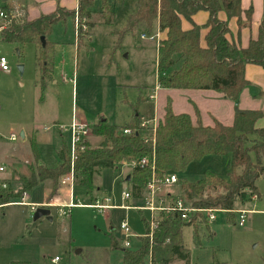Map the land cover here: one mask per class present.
Listing matches in <instances>:
<instances>
[{"label":"rangeland","instance_id":"rangeland-1","mask_svg":"<svg viewBox=\"0 0 264 264\" xmlns=\"http://www.w3.org/2000/svg\"><path fill=\"white\" fill-rule=\"evenodd\" d=\"M9 1H16L27 6L37 2L36 0ZM82 21L87 23L86 20ZM122 26L121 21H117L113 27H108L101 21L95 22L92 40L86 41V45L78 50L71 22L67 25H56L53 33L48 37L49 41L55 43L52 55L54 82L48 83L44 92L40 84L41 75L36 65L37 48L34 45L22 47L0 44V55L8 58L11 68L7 73L0 71V136L8 139L12 134L19 136L22 129L29 132L31 128H35L41 134L38 140L40 155L41 157L43 155L47 165L54 166L55 148L59 147L61 139L57 129L52 128V124L59 122L67 125L73 109L75 116L88 125L97 121L99 116H106L110 124L124 126L127 118L133 114L132 108L122 103L125 97V85L139 86L146 90L147 94L154 90L152 88L156 87L157 79L161 78V74L158 71L156 40L141 39V33L135 36L131 34L123 39L119 49H114L115 38L110 33L116 28L121 29ZM91 29L88 26V31L83 32L85 39L90 35ZM142 33L148 34L145 30ZM154 33L153 31L152 34ZM180 63V59H177L175 69L179 68ZM18 65L24 66L22 74L18 70ZM65 76L74 79L75 83L67 81L68 83L65 84ZM139 88H132L126 92L128 100L132 103H136L140 94ZM202 91L174 90L159 93L163 102L160 103L159 114L155 119L157 125L163 118L168 97L173 99L174 112L190 114L194 123L197 120L196 112L200 114L199 107H201L203 113L201 122L205 126H213L215 118L217 122L230 125L229 116L235 102L211 91L216 101H210L206 106L216 111L214 118L207 108L205 111L203 105L206 102L205 98L199 106L192 104L197 99L196 95ZM179 93L180 95L177 96ZM245 95L237 105L248 110L252 108L249 105L252 101H247ZM219 99L225 100L226 103L221 104ZM143 106L149 117H152L154 102L146 101ZM153 124L154 122L151 123ZM45 127L50 128L48 135L53 133L57 138L50 145L42 141ZM63 134L69 142L66 132ZM92 136V134L89 136L88 141ZM91 141V144L87 143L95 146ZM11 161L12 158L6 159L7 163L5 162L4 166L8 172L10 169L12 177L16 175L20 178L19 174L32 160L23 163L16 158L14 160L16 163L8 164ZM231 169L232 155L228 154L205 157L201 161L190 164L184 174H175L179 179L195 183L203 180L208 171L228 180ZM128 170L130 168L121 164L116 171H102L95 176L93 193H96L100 187H104L107 189L106 194L113 198L112 203L114 200L119 205H131V201L123 202L121 199L122 192L127 187L125 179L129 175ZM70 177L71 173L62 180V184L72 186ZM258 187L263 195L262 199L249 201L245 208L255 207L262 212L248 214L244 226H239L236 219L234 222L228 221L227 216L221 214L215 223L200 225L197 232H194L192 227L186 228L184 247L190 253V264H264V179L258 182ZM72 191L76 204L94 203L87 196L84 188L76 186ZM165 193L171 197L182 196L181 189L177 186L167 187ZM45 198H48L47 191L45 186L40 184L29 191L27 201L42 202ZM101 198L100 195L99 199ZM50 203L51 201L46 205ZM48 209L51 213V221L47 217L34 221V214L30 207L26 206L14 205L0 209V264H11V262L123 264V253L110 251L109 228L112 224L118 228L116 238L123 245L124 235L119 231V226L126 218L132 232L140 236L138 239H131L129 250L137 251L141 247V242L147 239L142 236L146 231L139 222L140 216L134 211L115 210L114 213L108 211L106 214H101L91 208L77 207L68 211L67 215H63L57 207ZM145 216L148 218V214ZM56 258L57 261H55ZM146 264H152L151 258L146 260ZM173 264L183 263L176 261Z\"/></svg>","mask_w":264,"mask_h":264},{"label":"trees","instance_id":"trees-1","mask_svg":"<svg viewBox=\"0 0 264 264\" xmlns=\"http://www.w3.org/2000/svg\"><path fill=\"white\" fill-rule=\"evenodd\" d=\"M96 1L79 0L77 13L80 20L91 18L90 10ZM100 1L103 24L110 26L114 14L108 0ZM200 12L209 14L204 26H198L193 21ZM221 13H225L226 21L220 19ZM253 14V7L243 11L242 0H136V11L129 17L124 30L115 34L118 36L116 48L129 33L145 30L147 36H151L158 22L160 31L166 33V38L158 47V71L166 74L160 79L161 87L168 90L214 91L223 95L236 103L233 124L227 126L214 121L213 126H205L198 111L194 123L188 114H175L171 102L167 104L155 134L151 128L141 127L142 118L139 115L122 128L110 125L105 120L100 121L89 128L93 136L102 139V143L97 148L86 143V149L78 154L73 168L67 144L64 143L59 150V164L53 169L41 165L37 148L32 144L33 162L28 164L30 175L21 178L23 186L17 193L12 192L1 202L6 204L11 199H20L24 192L32 191L45 182L51 183L50 202L57 196L62 180L72 171L74 186L84 188L91 196L95 176L104 170L116 171L124 162L155 157V176L161 180L170 173L184 174L190 164L205 157L231 154L232 169L228 180L210 171L206 172L203 180L195 183L179 179L180 198L195 208L228 211L235 210L239 203H245L248 195L257 194L256 183L264 175V128L256 127L264 113L240 110L237 103L243 90L250 84L246 79V67L256 65L264 69V15L257 38L252 39L246 48L231 40L229 21L236 19L241 30L251 25ZM75 17V11L58 8L52 14L13 26L3 33L2 41L37 48L36 65L43 71L42 84L45 86L53 68V45L47 38L56 25ZM183 20L190 22L193 28L184 31ZM88 26L93 28L90 24ZM204 30L207 34L203 47L201 39ZM42 38H45V45ZM78 38L83 42L85 33L80 31ZM177 59L181 63L175 69ZM126 129L131 131L130 135L121 133ZM152 176L151 165L132 170L133 198L143 200ZM228 216L229 221H235L234 215ZM199 226L183 221L176 215L162 216L152 247L147 238L137 251L124 249L121 241L114 234H109L110 251H121L123 264H146L148 258H151L152 264H173L176 261L190 264V253L184 247V232L189 227L197 232Z\"/></svg>","mask_w":264,"mask_h":264},{"label":"crops","instance_id":"crops-1","mask_svg":"<svg viewBox=\"0 0 264 264\" xmlns=\"http://www.w3.org/2000/svg\"><path fill=\"white\" fill-rule=\"evenodd\" d=\"M1 1H2V4L5 5V8H9V9H11L13 7H21V8H23L24 11H25V14L27 16V20H29V21L38 19L41 16H46V15L52 14V13L56 12V10L58 8L65 9V10H68V11H75V13H77L78 10H79V0H36L37 2L35 4L32 3V6H27L26 4H21V3L16 2V1H12V2H10L9 0H1ZM108 3L110 5L111 11L114 14V20H113V22H112V24L110 26H108V25H106V26L113 27L117 21H121V23L123 25L121 29L116 28L115 30L111 31V33H110L115 38L114 49L117 50V49H119L121 47V44H122L123 40L121 41L120 47L116 48V45H117V42H118V36L115 35V34H116V32H120V31L124 30V28L127 25V21L129 19V17L131 15H133L134 12L136 11V0H108ZM250 7H253V10H254L253 19H252V23H251L250 26L244 27L243 29L239 30L238 23H237L236 19H233V20L229 21V28H230V31H231V37H230L231 40L236 42L240 47H243V48H246L249 45V43H250V41L252 39H256L257 38L258 29H259V26L261 24V21H262L263 15H264V0H242V9H243V11H247ZM90 11L92 13L91 18L89 20H86V19H84V20H86L87 26H88V24H90V25L93 26V28L91 29L90 35L86 39H84L83 42H80L79 38L76 36L75 27H74L75 19L70 18L65 23H62V24H66L67 25L69 22H71V24L73 26L74 35H75V38H74L75 40L74 41H75V43L77 45V49L78 50L80 49L81 46H85L86 45V41H91L92 40L93 31L95 29V27H94L95 22H97V21L100 22L101 21V23H103L102 16H101L103 8H102V2L100 0L96 1L95 6ZM219 17H220V19L222 21H226L227 20V17L225 15V13H221ZM208 18H209V14L208 13L200 12L197 15L194 16L193 21L198 26H204L207 23ZM243 20L245 21V18ZM192 28H193V26H192V24L190 22H188L186 20L182 21V29L184 31H189ZM142 32L143 31H139L138 32V33H141V36H140L141 39H142V36H147V35H145ZM154 32L155 33L152 34V35L159 34L160 42L166 38V33H162L160 31L158 22H156L155 25H154ZM138 33H136V34L129 33L123 39H125L126 37H128L131 34L135 36ZM206 34H207L206 30L202 31L201 43H202L203 47L205 46L204 38H205ZM47 41L50 44L53 45V53H54L55 43L52 42V41H49L48 38H47ZM0 44H7V43L1 41ZM158 47H159V42H158ZM18 53H20L19 50H18ZM53 53H52V55H53ZM52 55H51V57H52V60H53V56ZM2 56H4V55H2ZM157 64H158V60H157ZM179 66L180 65H178V67ZM38 70H39V73L41 75V80H40L41 88H42V91L44 92L46 87H47V85H48V83L54 82V74H55V71H54V60H53V68H52V71H51V76H50L49 80L46 81L45 86H43V84H42V81L44 80L43 71H40L39 68H38ZM64 78H65L64 79V83L65 84L68 83L67 81H69L72 84L75 83L74 79L67 78L66 76ZM160 79H161L160 77L157 79V83H156L155 86H157V84L160 83ZM246 79L249 81L250 84L241 93V95L239 97V100H238V103H239V101H241V99L243 98L244 94H246L245 96H247L246 97L247 101H252L249 104L250 106H252V108H250L248 110L261 111V112L264 113V69L261 68L260 66L248 65L246 67ZM132 88H139V86L125 85V87H124L125 97H124V100L122 101V103L127 105V106H129V107H131L133 114H131V116L127 118V120L125 121L124 126H122V127H126L138 115L142 118V121L156 119V117H158V114H159L160 103L163 102V99L161 98L162 96L159 93H161V92L163 93V91H174V90H170V89L169 90L168 89H163L162 87L160 88V90L158 91L157 100L153 101L154 102V114L152 115V117H149V115L147 114V112L144 109L143 105L146 104V101L150 100L149 96L152 94V92L154 90L153 91L151 90L150 93L148 92L146 94V90H144L143 88H139L140 94H139V96L136 99V103H132L130 100H128V97H127V94H126V92L129 89H132ZM152 89H155V87H153ZM212 92H214V91H212ZM212 92L211 91H202V93H199L198 95H196L197 99L192 104H195V105L198 104V106H199V103H202V101H203L202 99L205 98L206 102L203 103L205 111H206V108H207L208 112L209 111L212 112L211 115L215 118V116H214L215 114L214 113L216 111H214V109H211L208 106H206V104H208L210 101H216V98H215V95H214V93H216V92H214V93H212ZM178 95H180V93L177 94V96ZM199 98H200V100H199ZM224 98H226V97H224ZM213 99H215V100H213ZM219 100H220L219 102L221 104H223V105L226 103V101L223 100V99H219ZM227 100H230V99H227ZM166 101H167V103L165 105V108H166V106H167V104L169 102H171V104L173 105V99L168 97V99ZM227 104H230V103L227 102ZM233 105H234L233 106L234 109L230 113V116H229L230 117L229 119H231V124L230 125H232L233 122H234L236 104L234 103ZM172 108H173V106H172ZM238 108L240 110H244V109L241 108L240 105L238 106ZM199 110H200V117L203 119V113H202L201 107H199ZM173 112H174V110H173ZM164 114H165V112H164ZM184 114H186V113H184ZM74 115H75V112H74V109H73L72 110V114H71L70 122L67 125L61 124L59 122H53V124H52V126H53L52 128L57 129V131H58L57 134L59 135V137L61 139L59 147L55 148L56 161H55L54 166L47 165L44 162V160H43V155L41 157L40 152L38 150V140H40L41 134H39V132L37 130H35V128H31L29 132H27L26 130L22 129L21 132H20V135L18 136V140L15 141V142H12L10 140V138L6 139L5 137L0 136V164L4 165L5 162H6V159H10V158H12V161L8 162V164L16 163V161H14L16 158L19 161H22L23 163H27L28 160H32L31 161V163H32L33 162L32 144H35V146L37 148V151H38V155H39V159H40L41 165H43L44 167H46L48 169H53V168L57 167L58 164H59L58 152L62 148L64 143L67 144V146H68L69 142H67V139L65 138V136L63 134L64 132H61L56 126H58V125H63V126L70 125ZM188 115H190V114H188ZM215 119H216L215 121H218L217 118H215ZM103 120L107 121L108 124H110L108 117L99 116V119L97 121H95L93 124H89V125L90 126H94V125L98 124L100 121H103ZM80 121L85 123L82 119ZM219 123H221V122H219ZM110 125H112V124H110ZM114 126H117V125H114ZM227 126H229V125H227ZM117 127L122 128L121 126H117ZM256 127L259 128V129L264 128V116L260 120L257 121ZM49 131H50V128H46L45 127L44 128V133L42 135V141L46 145H50V144H52L53 140H55V141L57 140V138L55 137V135L53 133H49L50 135L47 134ZM21 133H24V137L23 138L21 137ZM121 133H122V131H121ZM66 134L69 136V134L67 132H66ZM12 135H15V134H12ZM99 139L100 138L95 137V136H92L90 138V141L92 140L91 142H93L94 143L93 145H95V146H92L93 148H97V147L100 146V144L102 143V139H100V140ZM90 141H88V142L90 143ZM18 164H19V162H18ZM28 164L29 163H27L26 168H23L22 173L19 174V177L21 176L20 178H18V176H16V175L12 177V173H10V169H9V172L6 171L5 174L0 175V178L6 179L9 182L10 186L14 190L18 191L23 186L22 182H21V178L22 177H28L30 175ZM262 164L264 166V161L262 162ZM128 171H129V175L127 176V178L130 177V180L127 181V178L125 179V182L127 183V187L124 189L123 192L129 191L132 194V183H131V172H132V170H128ZM262 179H264V175L260 176V178L258 179V181L256 183V187H257V190H258V192L256 194L257 195V200H252V197H249V195H248L247 201L245 203H243V204L239 203L235 210H246V211L249 212V214H255V213L262 212V211L257 210L255 207L254 208H250V209L245 208V206L248 204L249 201H258V200L262 199L263 195H262V193L260 191V188L258 187V182L260 180H262ZM42 185L45 186V190L47 191V195L49 197V195L51 193V183L50 182H45ZM75 187L76 186H74V183H73L72 186L63 185L62 184L57 196H55L51 200L50 204L55 205L56 207L57 206L59 207V206L69 205L71 202H73L75 204V202H74L75 197L73 196V191H72V189H74ZM27 192L29 193V191H27ZM106 193H107V189H105L104 187H100L98 189V191H96V193H93L91 196H88V195L87 196L90 197V199L95 202L97 200H102L103 198L109 197L108 194H106ZM172 193H173V191H172ZM100 195L102 196L101 199H99ZM177 197H180V196L177 195ZM121 199H122V195H121ZM122 201H123V199H122ZM130 201L132 202L131 205H124V204L119 205V204H116L114 202V200H113L112 204L114 206H117V207H122V206L140 207V206L143 205V200H137L135 198H132L128 202H130ZM48 202H49L48 198H45V200L42 201V202H31V203H37L38 205L42 204V206H43V205H46V203H48ZM125 202H127V201H125ZM48 208L49 207H47V209ZM73 208H77V207H73ZM73 208L67 210V213H68V211L72 210ZM115 210H120V209H115ZM115 210H109V211L113 212ZM124 211H128V210H124ZM129 211H133V210H129ZM134 212L138 213V215L140 216L139 222L144 227V229L146 231L145 234H146L147 231H148L147 230L148 227H147V218H146L145 215L148 214V213H146V212H137V211H134ZM148 216H149V214H148ZM226 216H227V220L229 221L228 215H226ZM235 217H236V220H237V216H235ZM109 229H110V234H114L115 237H116V235L118 234V232H117L118 228H115V226L112 224ZM144 235H142V236H144ZM122 247H123V245H122ZM24 263L25 264H30L28 262H20V263L11 262V264H24Z\"/></svg>","mask_w":264,"mask_h":264},{"label":"built area","instance_id":"built-area-1","mask_svg":"<svg viewBox=\"0 0 264 264\" xmlns=\"http://www.w3.org/2000/svg\"><path fill=\"white\" fill-rule=\"evenodd\" d=\"M27 20V16L25 11L21 7H13L11 9L5 8V5L2 4L0 0V43L2 41L3 33L13 26H18L24 24ZM75 33L76 36L79 37V32H87L88 26L80 20L78 13H76L75 21H74ZM142 39H150L156 40L160 43V36L151 35V36H142ZM10 62L6 56L0 55V71L2 72H9L10 71ZM166 77V74H161V78ZM161 88L160 83L157 84L152 94L149 96V99L152 101L157 100L158 91ZM151 125V123H153ZM157 122L155 119L152 120H144L141 124L143 128H151L155 134L157 129ZM61 132H67L69 134V153L72 161V168L74 165L75 160L80 152H83L86 149V143L88 142V138L90 134L89 125L81 122L78 118L74 115L73 119L68 126L58 125L56 126ZM123 135H130L131 131L126 129L122 131ZM12 142L18 140V136L12 135L10 137ZM123 166L130 168L133 170L135 168H144L146 166L151 165L153 176L152 179L149 181L144 198H143V205L140 207H133V206H122L117 207L112 204V199L109 197L103 198L102 200H97L91 205H81V204H74L71 202L69 205L64 206H57L60 209V213L63 215L67 214V210L73 207H86L94 209L101 214H105L109 210H133L137 212H146L149 214L147 218V227L148 233H146L143 237L149 238L150 243L152 246L154 234L157 231L162 216H171L176 215L180 217L183 221L188 223H196L197 225H202L207 223V225L213 224L217 221L218 216L221 214H233L237 216V220L239 222V226H244L246 217L249 214L246 210H222V209H213V208H195L189 205L186 201L181 199L180 197H171V195H167L165 193V189L167 187L177 186L179 182V177L175 173L167 174L163 179L158 180L155 176V157L151 160L149 158H144L140 161L132 160L129 162L122 163ZM7 171L6 167L0 164V175L5 174ZM71 183H74V175L73 171L71 172L70 177ZM12 192L17 193L14 190L9 182L6 179L0 178V209H3L8 206H26L30 207L32 214L36 212L38 208H45L47 207H56L52 204L43 205L42 204H34L28 202L27 199L29 197L28 192H24L20 199H11L8 203L3 204L1 201L3 198L8 197ZM252 200H257V195L254 194L251 196ZM133 196L129 191H125L122 193L123 201H129L132 199ZM119 231L124 235L123 247L124 249H131V239H138L140 236L134 234L130 228L129 222L127 219H123L120 226ZM58 259L56 258L55 261Z\"/></svg>","mask_w":264,"mask_h":264},{"label":"water","instance_id":"water-1","mask_svg":"<svg viewBox=\"0 0 264 264\" xmlns=\"http://www.w3.org/2000/svg\"><path fill=\"white\" fill-rule=\"evenodd\" d=\"M43 44L45 45V38H42L41 39ZM18 70L19 72L22 74L23 71H24V66L23 65H18ZM21 137L23 138L24 137V133H21ZM130 180V177L127 178V181ZM51 213H50V210L47 209V208H38L36 210V212L34 213L33 215V220L34 221H38L40 219H42L43 217H47L48 220H52V218L50 217ZM79 253V252H78Z\"/></svg>","mask_w":264,"mask_h":264}]
</instances>
